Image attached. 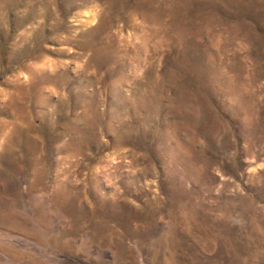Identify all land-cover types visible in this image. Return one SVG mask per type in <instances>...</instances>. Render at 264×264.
I'll list each match as a JSON object with an SVG mask.
<instances>
[{
  "label": "rangeland",
  "instance_id": "374dc122",
  "mask_svg": "<svg viewBox=\"0 0 264 264\" xmlns=\"http://www.w3.org/2000/svg\"><path fill=\"white\" fill-rule=\"evenodd\" d=\"M0 264H264V0H0Z\"/></svg>",
  "mask_w": 264,
  "mask_h": 264
}]
</instances>
